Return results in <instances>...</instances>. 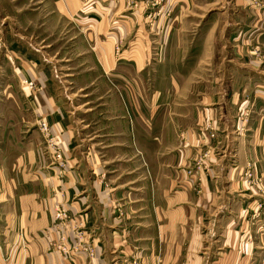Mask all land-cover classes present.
I'll return each mask as SVG.
<instances>
[{
    "label": "crops",
    "instance_id": "crops-1",
    "mask_svg": "<svg viewBox=\"0 0 264 264\" xmlns=\"http://www.w3.org/2000/svg\"><path fill=\"white\" fill-rule=\"evenodd\" d=\"M0 264H264V0H0Z\"/></svg>",
    "mask_w": 264,
    "mask_h": 264
},
{
    "label": "built area",
    "instance_id": "built-area-1",
    "mask_svg": "<svg viewBox=\"0 0 264 264\" xmlns=\"http://www.w3.org/2000/svg\"><path fill=\"white\" fill-rule=\"evenodd\" d=\"M22 83L27 86L28 88L30 89H33L36 87V84L34 81L32 80H27V79H23L22 80ZM38 128L43 136V138L45 140L49 139V129H48V125L47 123L44 121V120H41L39 123H38ZM211 136H213V134H211ZM247 176H251V174H249V172H247L246 174ZM54 216L58 219V220H66V221H69V216L68 214L66 213V211L64 209H62L61 207L59 206H56L54 208ZM81 231H78L77 232V235H80ZM59 249H61L62 251H64V247L62 245H59L57 246ZM87 249V252L88 254L92 255V250H90V248H86L84 247L83 250H86ZM89 250V251H88Z\"/></svg>",
    "mask_w": 264,
    "mask_h": 264
},
{
    "label": "rangeland",
    "instance_id": "rangeland-1",
    "mask_svg": "<svg viewBox=\"0 0 264 264\" xmlns=\"http://www.w3.org/2000/svg\"><path fill=\"white\" fill-rule=\"evenodd\" d=\"M165 0H150V6H152V7H159L163 2H164ZM119 50H120V48H119ZM211 126V127H210ZM208 137L209 138H215L214 136H215V131H214V128H213V126L212 125H210V124H208ZM211 134H213V136H211ZM205 166V167H207V165H205V163L203 162V158H199L198 156L194 159V161H193V164H192V166L191 167H200V166ZM207 169H208V167H207ZM205 171H206V169H205ZM249 172V174H251V176H252V172L251 171H248ZM190 174H191V172H190ZM247 174V172L245 171V173H244V175L246 176V177H251V176H247L246 175ZM91 250V249H90ZM86 251H87V249H86ZM89 251V250H88Z\"/></svg>",
    "mask_w": 264,
    "mask_h": 264
}]
</instances>
